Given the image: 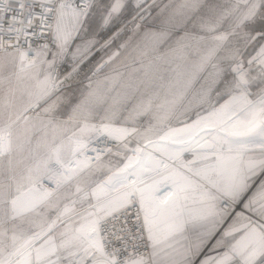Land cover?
Masks as SVG:
<instances>
[{"label": "snow or ice", "instance_id": "6c2138e0", "mask_svg": "<svg viewBox=\"0 0 264 264\" xmlns=\"http://www.w3.org/2000/svg\"><path fill=\"white\" fill-rule=\"evenodd\" d=\"M0 264H264V0H0Z\"/></svg>", "mask_w": 264, "mask_h": 264}]
</instances>
